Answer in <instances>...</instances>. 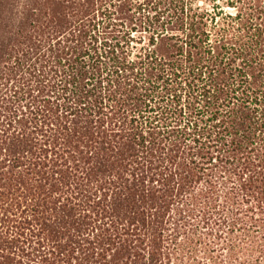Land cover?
Here are the masks:
<instances>
[{"label":"trees","instance_id":"16d2710c","mask_svg":"<svg viewBox=\"0 0 264 264\" xmlns=\"http://www.w3.org/2000/svg\"><path fill=\"white\" fill-rule=\"evenodd\" d=\"M0 264H264V0H0Z\"/></svg>","mask_w":264,"mask_h":264}]
</instances>
